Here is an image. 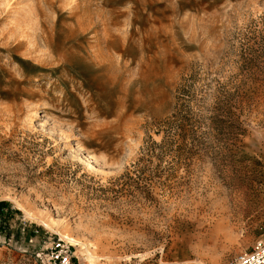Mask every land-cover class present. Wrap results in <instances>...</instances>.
Segmentation results:
<instances>
[{"label": "rangeland", "instance_id": "1", "mask_svg": "<svg viewBox=\"0 0 264 264\" xmlns=\"http://www.w3.org/2000/svg\"><path fill=\"white\" fill-rule=\"evenodd\" d=\"M263 234L264 0H0V264H233Z\"/></svg>", "mask_w": 264, "mask_h": 264}, {"label": "built area", "instance_id": "2", "mask_svg": "<svg viewBox=\"0 0 264 264\" xmlns=\"http://www.w3.org/2000/svg\"><path fill=\"white\" fill-rule=\"evenodd\" d=\"M57 247H62V245L58 243ZM47 255L53 264H72L73 254L69 249L59 252L53 247L47 249ZM233 264H264V234L255 242L250 251L238 255Z\"/></svg>", "mask_w": 264, "mask_h": 264}, {"label": "bare ground", "instance_id": "3", "mask_svg": "<svg viewBox=\"0 0 264 264\" xmlns=\"http://www.w3.org/2000/svg\"><path fill=\"white\" fill-rule=\"evenodd\" d=\"M64 239L69 240L70 242L74 243L75 246H77V247L78 246L81 247V249H82L81 256H82L83 260H85V261H90V260L92 261L93 260L94 261L95 258L90 254V252L87 251V254H85V252H83V249H85V245L84 244L80 243L77 240L71 239L68 235H66L64 237Z\"/></svg>", "mask_w": 264, "mask_h": 264}]
</instances>
